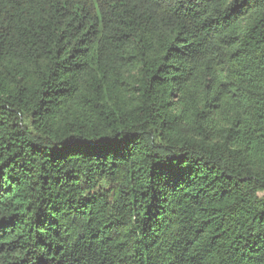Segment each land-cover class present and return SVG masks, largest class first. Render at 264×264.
<instances>
[{
  "label": "trees",
  "instance_id": "1",
  "mask_svg": "<svg viewBox=\"0 0 264 264\" xmlns=\"http://www.w3.org/2000/svg\"><path fill=\"white\" fill-rule=\"evenodd\" d=\"M264 0H0V264H264Z\"/></svg>",
  "mask_w": 264,
  "mask_h": 264
},
{
  "label": "rangeland",
  "instance_id": "2",
  "mask_svg": "<svg viewBox=\"0 0 264 264\" xmlns=\"http://www.w3.org/2000/svg\"><path fill=\"white\" fill-rule=\"evenodd\" d=\"M258 196H259L260 198H264V192H263V193H260V194H258Z\"/></svg>",
  "mask_w": 264,
  "mask_h": 264
}]
</instances>
